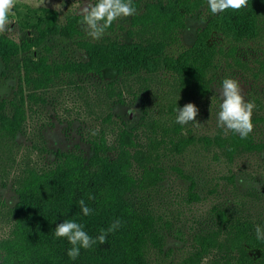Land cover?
Wrapping results in <instances>:
<instances>
[{
    "label": "trees",
    "instance_id": "trees-1",
    "mask_svg": "<svg viewBox=\"0 0 264 264\" xmlns=\"http://www.w3.org/2000/svg\"><path fill=\"white\" fill-rule=\"evenodd\" d=\"M132 3L135 14L115 21L95 40L82 29L79 14L66 17L62 24L46 19L38 25L37 33L24 43L27 54L16 101L0 99V130L12 137L23 132L24 84L28 90L45 87L60 71L102 76L104 69H112L123 80L117 88L119 96L127 90L144 99L142 93L150 89V82L164 74L171 78L169 93L175 105L210 95L218 79L222 82L229 77V68L248 70L256 78L264 76V0H248V6L239 11L215 15L207 0ZM202 13L203 24L194 41L186 44L181 33L187 19ZM56 36L71 39L84 60L72 63L65 47L56 58L57 46L51 43ZM15 50V44L0 34V56L8 60ZM136 83L134 91L131 87ZM115 84L111 81L109 85L114 93ZM9 107L14 112L8 113ZM151 112L145 110L138 127L117 126L112 139L89 133L88 154L82 149L57 151L53 160L21 163L13 179L18 199L9 208L12 223L0 237V264H156L148 253L163 250L165 236L155 214L138 195L162 179V156L198 142L234 155L251 149L255 141L251 134L241 139L231 131L189 137L183 125L175 122L173 108L166 114ZM45 150L43 144L40 151ZM81 199L93 209L92 214H82ZM212 211L213 224L194 231L187 254L168 264H264V240L256 238L250 223L231 219L217 205ZM117 219L121 224L107 235L106 243L82 248L75 260L66 254L72 247L68 241L54 236L55 226L63 220L82 224L95 238Z\"/></svg>",
    "mask_w": 264,
    "mask_h": 264
},
{
    "label": "rangeland",
    "instance_id": "rangeland-1",
    "mask_svg": "<svg viewBox=\"0 0 264 264\" xmlns=\"http://www.w3.org/2000/svg\"><path fill=\"white\" fill-rule=\"evenodd\" d=\"M87 3L94 0H16L9 13L12 30L1 34L15 44L16 50L8 60L0 56V99L15 100L27 54L24 43L37 33L36 27L44 25L46 19L62 24ZM203 15L187 19L181 33L186 44L194 41L197 29L203 24ZM51 43H56V58L61 57V47L67 49L74 64L85 58L71 39L56 36ZM249 50L252 54L255 51ZM223 69L222 74L226 75ZM229 72L228 78L238 81L245 100L255 104L251 118L254 130L250 133L255 146L227 155L218 146L198 142L162 156V179L154 188L138 195L155 214L165 236L163 250L156 248L148 253L156 264H168L184 257L192 243V233L213 224L215 205L227 211L231 219L237 217L249 222L251 229L257 225L264 228V76L256 78L252 72L238 67L229 68ZM111 81L117 82V89L123 80L112 69H104L102 76L93 72L60 71L53 82L35 90H28L23 83L24 130L15 137L0 130V237L9 231L12 223L9 208L18 199L13 179L22 162L53 160L57 151L82 149L88 154L89 133L95 131V136L112 139L111 133L117 126H140L147 108L153 115L166 114L170 108L175 110L191 102L199 109L198 124L183 125L184 134L191 137L190 134L226 131L216 123L219 79L212 85L210 95L179 105H175V98L169 93L170 76L157 74L150 82V89L142 93L145 99L127 90L119 96V89L115 93L109 89ZM137 88V83L131 87L134 91ZM7 112H14V108L9 107ZM43 144L48 150L41 153Z\"/></svg>",
    "mask_w": 264,
    "mask_h": 264
},
{
    "label": "clouds",
    "instance_id": "clouds-1",
    "mask_svg": "<svg viewBox=\"0 0 264 264\" xmlns=\"http://www.w3.org/2000/svg\"><path fill=\"white\" fill-rule=\"evenodd\" d=\"M16 0H0V34H6L12 30L13 21L9 18L10 11L15 7ZM211 14H219L227 10L239 11L248 6V0H207ZM136 8L132 0H96L95 3H87L78 9L81 16L80 25L85 33L92 39H99L112 24L121 19L134 15ZM220 99L216 113L217 127L224 128L238 134L241 139H246L254 130L252 114L255 104L245 100L242 89L235 79L224 78L220 87L216 90ZM175 122L186 125L197 122L199 109L194 103H186L182 107H176ZM96 134L95 131L92 133ZM242 183V181H241ZM89 199L94 197L89 196ZM83 215L92 214L93 209L88 207L84 200L78 201ZM119 219L113 221L107 229H100V234L95 238L90 236L84 226L74 220H63L54 228L56 238H64L72 246L67 250V256L75 260L80 255V250L90 249L93 245L106 243L107 235L119 228ZM258 240H264V228L255 227Z\"/></svg>",
    "mask_w": 264,
    "mask_h": 264
}]
</instances>
